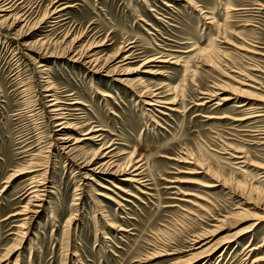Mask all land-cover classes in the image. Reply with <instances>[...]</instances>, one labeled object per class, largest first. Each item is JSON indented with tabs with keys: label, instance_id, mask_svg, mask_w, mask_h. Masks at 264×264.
Wrapping results in <instances>:
<instances>
[{
	"label": "rangeland",
	"instance_id": "obj_1",
	"mask_svg": "<svg viewBox=\"0 0 264 264\" xmlns=\"http://www.w3.org/2000/svg\"><path fill=\"white\" fill-rule=\"evenodd\" d=\"M12 1L30 19L0 18V264H180L196 235L208 256L190 264L264 256V0ZM77 50L105 71L70 60ZM44 86L74 124L102 127L81 156L133 153L140 185L57 148ZM149 91L169 104H143ZM32 180L46 191L22 235ZM247 242L258 250L244 263Z\"/></svg>",
	"mask_w": 264,
	"mask_h": 264
},
{
	"label": "bare ground",
	"instance_id": "obj_2",
	"mask_svg": "<svg viewBox=\"0 0 264 264\" xmlns=\"http://www.w3.org/2000/svg\"><path fill=\"white\" fill-rule=\"evenodd\" d=\"M18 1V0H17ZM16 2V1H15ZM164 3V2H163ZM166 3V1H165ZM168 3V2H167ZM54 6V5H53ZM167 6H170V3L167 4ZM166 6V7H167ZM173 6V5H172ZM14 2L12 0H0V18L3 19L4 21L7 20L8 18L9 19H12V23L13 24H17L19 22L23 23L22 25V28L26 27L28 24V20L30 19L29 18V15L25 14V13H22L20 15H17V13H14L13 14V10H14ZM28 9V8H27ZM64 8H56L54 7L53 8V11L51 12V14L49 15V17L47 18H54L55 20H58L59 16L61 15L62 11ZM47 12V11H46ZM46 14V13H45ZM4 17V18H2ZM45 19V18H44ZM53 19V20H54ZM54 20V21H55ZM2 21V20H1ZM40 21V20H39ZM60 23V22H59ZM53 24V23H52ZM30 26V24H29ZM35 27V26H34ZM21 28V29H22ZM40 28V27H39ZM28 29V28H27ZM53 29V28H52ZM36 30V29H35ZM38 30V29H37ZM36 30V31H37ZM34 31V30H33ZM22 32V31H21ZM25 32V31H24ZM33 33V32H31ZM40 40V39H39ZM73 42V41H72ZM71 42V43H72ZM76 42V41H74ZM93 45V44H92ZM80 46V45H79ZM84 46V45H82ZM73 47V46H72ZM78 47V46H77ZM91 47V45L89 46L88 44V48ZM131 47V46H129ZM133 47V46H132ZM87 48V46H86ZM83 49V48H82ZM129 49V48H128ZM127 49V50H128ZM76 50V49H75ZM119 50V49H118ZM253 50V49H252ZM88 51V50H87ZM208 51V50H207ZM78 52V50H77ZM75 52L71 57H69L70 60H72L73 62H80L82 64H85L87 65L88 68H90V70L92 72H100V70H104L103 69V65H100L97 61V59L93 58L94 56V53H90L88 54L87 53H84V54H80V52ZM131 52V51H130ZM52 53V52H51ZM64 53V52H63ZM68 53V52H67ZM129 53V52H128ZM202 53L205 55L206 53L204 52V50H202ZM72 54V53H71ZM201 54V53H200ZM55 55V54H54ZM57 55V54H56ZM97 55V54H96ZM133 53H129V54H124V56L122 57L121 60H119V64L121 65H118L117 63L115 64H111L113 66V68L111 69V71L115 70L117 71L118 74H121L123 73V70H122V66L126 63H124L125 61H129V59H131L133 56ZM58 56V55H57ZM62 56V55H61ZM207 56V54H206ZM64 57V56H63ZM152 59V58H151ZM167 59V58H166ZM106 60V59H105ZM149 60V59H147ZM145 60V62L147 61ZM152 60H156L155 59H152ZM162 60V59H161ZM179 60V59H178ZM107 61V60H106ZM110 61V60H108ZM177 63V62H176ZM109 64V63H108ZM143 64V63H142ZM84 65V66H85ZM83 66V65H82ZM85 67V68H87ZM111 67V66H110ZM87 68V69H88ZM107 71V70H106ZM106 74H108V72H106ZM120 81H124L125 79H122L121 77L118 79ZM139 80H142L141 79H138ZM46 86H44L45 88ZM43 88V89H44ZM52 87H46L45 88V91L46 92V97H48V100H45L47 101V106H48V109H49V112L51 113L52 117L55 119V124H54V128H55V133L56 135H60L59 138H57V142L56 145L57 148H59L60 150H62L63 153H65V155H67L73 162L76 166H78V168H83V169H87L88 166H92L94 165L91 169H87L88 171L90 170L91 172H94V173H109V174H123L125 177L123 178V180H128L129 182H132L133 184L134 183H137L140 185V179H139V175H141V172H140V169L142 168V164L139 163V160H136L135 162H133L132 160V157H133V153L130 154V156L128 157V160L127 163L125 162V165H122V164H117V162H115L117 159H115V156L116 154L113 152V150H115L111 144H108V145H105V143H101V145L99 146V148L97 150H95L94 153H92V156L90 158H83L81 156V151H82V147L80 146V143L81 142H84L85 140H89L90 142H96L97 140H101V134H97L96 132H98L99 130H101V128H93L92 126H90V123L87 122L83 125H76L74 124L72 121H70V119L68 118L70 116V114L68 113V109L65 107V104L63 103V99L60 100L58 96H56V94L58 93H54L53 92V88L51 89ZM146 87H144L143 89H145ZM148 88V87H147ZM218 88V87H216ZM134 89V88H133ZM136 89V88H135ZM134 89V90H135ZM151 90V88H149ZM222 89V88H221ZM224 89V88H223ZM148 90V89H147ZM138 92V89L136 90ZM141 91V90H140ZM139 91V92H140ZM153 91V90H152ZM135 92V91H133ZM143 92H146V89L145 91ZM142 92V93H143ZM150 92V91H149ZM156 92V91H155ZM153 93V92H150V94L147 92V96H148V100H142V103L143 104H147L151 107H155V106H158L160 104L163 103H168V101L164 102L161 100V97H159L160 95L158 93ZM206 92V91H205ZM141 93V92H140ZM162 93V92H160ZM204 93V92H203ZM144 95H146L145 93H143ZM141 94V95H143ZM205 94V93H204ZM212 94V93H211ZM238 94V93H237ZM242 94V93H241ZM138 95V94H137ZM163 95V94H162ZM210 95V94H209ZM214 95V94H213ZM45 96V95H44ZM68 96V95H67ZM212 96V95H211ZM209 96V97H211ZM256 96V95H255ZM69 97V96H68ZM208 97V96H207ZM224 97V96H223ZM235 97V96H234ZM164 98V97H163ZM162 98V99H163ZM166 98V97H165ZM45 99V98H44ZM69 99V98H68ZM230 99L229 97L227 98H223V101L224 100H228ZM255 99V98H254ZM66 100V99H65ZM165 100V99H163ZM167 100V99H166ZM169 100V99H168ZM243 100V99H242ZM206 101V100H205ZM260 101V100H259ZM261 101H263L264 103V99H262ZM81 102V101H80ZM171 102V101H170ZM204 102V101H203ZM69 104H72L74 105L75 103H79L78 100H73L72 102H68ZM236 107L239 108L241 107L243 104V101H236ZM248 103V102H247ZM262 103V102H261ZM81 104V103H80ZM244 104H246L244 102ZM249 104V103H248ZM246 104V106L248 105ZM257 104V103H256ZM67 105V104H66ZM78 105V104H77ZM250 105V104H249ZM255 105V104H253ZM252 105V106H253ZM264 105V104H262ZM251 106V107H252ZM243 107V106H242ZM71 108V106H70ZM74 108V107H73ZM173 108V107H172ZM248 108V107H247ZM78 109V108H77ZM68 110V111H67ZM249 111V110H248ZM255 111V110H253ZM250 112V111H249ZM248 112V113H249ZM252 112V111H251ZM244 113V112H243ZM246 113H247V110H246ZM245 114V113H244ZM258 114V113H257ZM76 115V114H75ZM74 116V115H73ZM252 116V115H251ZM259 116V115H258ZM51 117V116H50ZM261 117V116H259ZM239 118V117H238ZM247 117H245L244 119H246ZM255 118V117H254ZM253 119V118H252ZM257 119V118H255ZM52 120V119H51ZM243 120V118H242ZM245 121V120H244ZM87 125V126H86ZM86 126V127H85ZM67 130H72V131H75L77 133H79V135L81 136H72V132H68ZM53 132V130H52ZM53 136V135H52ZM55 139V137H53ZM53 138L51 140H53ZM52 142V141H51ZM51 144V143H50ZM121 155V154H120ZM237 158H245V156H238ZM245 162V160L243 161ZM144 163V162H143ZM35 167V166H34ZM131 167H133L131 170H129ZM33 168V167H32ZM29 169V168H28ZM35 169V168H34ZM145 169V168H144ZM37 170V168L35 169ZM40 170V169H39ZM27 171V170H26ZM38 171V170H37ZM36 171V172H37ZM24 172V171H23ZM33 172V171H32ZM264 173V172H263ZM42 174V173H41ZM89 174L86 172L84 174V178H90V176H88ZM37 176V175H36ZM41 177V176H39ZM38 177V178H39ZM43 177V176H42ZM31 178V177H30ZM33 178V177H32ZM35 178V177H34ZM37 178V179H38ZM106 178V177H105ZM107 180V179H106ZM41 181V180H40ZM43 181V180H42ZM108 182H110L109 180H107ZM44 183V182H43ZM99 183V182H98ZM145 183V182H143ZM30 184V183H29ZM210 184V183H209ZM210 185H214V184H210ZM209 185V186H210ZM99 186L101 187H104L103 185H100ZM208 186V185H207ZM46 190H44V187L41 185V183L39 181H36V180H32V185L30 186V190H29V197H28V203L27 205H25L22 209V211L18 212L17 214L21 215L22 217V220H21V227L24 229L22 230V232L20 234L22 235H25L27 233V229L30 225V223L34 220V218L36 217V214L38 212V208L41 207V201H42V197H44V192ZM116 203V202H115ZM239 204V203H238ZM19 227V226H18ZM20 230V229H19ZM25 231V232H24ZM19 234V235H20ZM18 236V234H17ZM252 235H250L249 238H251ZM107 237V236H106ZM238 235L235 236L233 239H231L230 241L228 242H231V241H235L237 239ZM105 239H108V238H105ZM202 240V237L201 236H197L195 238H193L192 240V245L191 247L193 249H198L197 252H193L190 254V257H188L187 259H183V261H181L182 263L180 264H190V262L192 260H195V259H200V258H205L206 256L208 255H202L204 253V249H200L199 251V248L202 247V245L204 243H202V245L198 246V247H195L200 241ZM263 244V243H262ZM262 244L260 246H262ZM190 245V244H189ZM220 246H224L223 249H226L227 246H228V243H222ZM195 247V248H194ZM223 249L221 250V253L223 251ZM191 250V249H190ZM206 250V249H205ZM257 251V247H251V244H249V242L246 243V245H244L243 247V251H246V257H245V261L244 263H246V261L249 259V257L251 256V254L254 252V251ZM207 251V250H206ZM159 252V251H158ZM219 254L222 255V254ZM160 254V253H159ZM158 254V255H159ZM166 254V253H165ZM206 254V253H205ZM264 260V256L262 257H256V258H253L252 261H251V264H257L259 263V261H263Z\"/></svg>",
	"mask_w": 264,
	"mask_h": 264
}]
</instances>
